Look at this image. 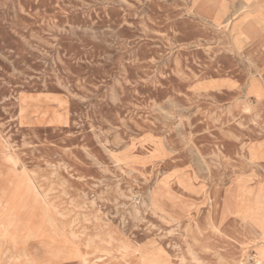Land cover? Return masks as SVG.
Returning a JSON list of instances; mask_svg holds the SVG:
<instances>
[{"label":"rangeland","instance_id":"rangeland-1","mask_svg":"<svg viewBox=\"0 0 264 264\" xmlns=\"http://www.w3.org/2000/svg\"><path fill=\"white\" fill-rule=\"evenodd\" d=\"M0 264H264V0H0Z\"/></svg>","mask_w":264,"mask_h":264}]
</instances>
